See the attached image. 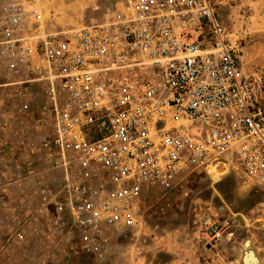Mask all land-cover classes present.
Here are the masks:
<instances>
[{
    "label": "built area",
    "instance_id": "obj_1",
    "mask_svg": "<svg viewBox=\"0 0 264 264\" xmlns=\"http://www.w3.org/2000/svg\"><path fill=\"white\" fill-rule=\"evenodd\" d=\"M49 1L0 0V96L32 123L22 145H0L18 196L5 242L31 226L98 264H152L116 241L147 189L195 172L264 188V83L244 75L219 15L254 0H117L74 29ZM230 227L210 213L195 225L205 245Z\"/></svg>",
    "mask_w": 264,
    "mask_h": 264
},
{
    "label": "rangeland",
    "instance_id": "obj_2",
    "mask_svg": "<svg viewBox=\"0 0 264 264\" xmlns=\"http://www.w3.org/2000/svg\"><path fill=\"white\" fill-rule=\"evenodd\" d=\"M116 1L51 0L46 7L48 4L53 7V19L60 27L74 29L103 22L105 12L111 10L112 2ZM55 11L62 13L60 20H56ZM219 15L239 53L244 75L255 83H264V0L230 3L221 8ZM2 99L0 96V145H22L31 137L29 130L32 123L26 116L11 114L10 103L2 102ZM3 163L1 169L13 171L15 165L11 159H3ZM8 183L6 185L15 194L13 186ZM14 207L10 205L7 212L13 215L11 218H14ZM205 213L230 221V230L223 239L240 247V253L235 248L231 257L241 258L247 264V254H252L253 261L254 253L264 256V188L238 172H230L219 179H210L203 173L195 172L184 176L170 188L147 189L141 199L138 227L133 232L118 236L116 241L121 246L130 240L137 242L146 260L152 264H190L196 257L195 243L203 251L210 246L205 245L195 228ZM4 232L0 236H4ZM42 234L44 236L37 239L34 245L23 243L22 247H15L18 254L24 255L21 264H98L91 256L79 253L76 247L65 246L60 239L44 232ZM44 240H49V243ZM13 243L9 242L0 250L9 249L12 253L10 245ZM219 250V247L214 248L216 264H219L216 259L222 255ZM28 251L33 255L30 261L25 254ZM212 258L210 262H213Z\"/></svg>",
    "mask_w": 264,
    "mask_h": 264
},
{
    "label": "crops",
    "instance_id": "obj_3",
    "mask_svg": "<svg viewBox=\"0 0 264 264\" xmlns=\"http://www.w3.org/2000/svg\"><path fill=\"white\" fill-rule=\"evenodd\" d=\"M3 176L2 174L0 175V234L2 232H4L5 230H7L6 228H8L9 230L13 228V226L16 225V223H18V220L14 217L11 218V214H7V212L9 213V209H10V205H16L15 201L17 200L18 196L16 194H14V191L11 190V188H9V186L6 185L7 183V176L5 177H1ZM11 190V191H10ZM8 201V202H7ZM12 201V202H10ZM7 214V216H6ZM4 216H6L4 218ZM11 219H13V221H11ZM8 221V222H7ZM10 227V228H9ZM42 231H39L37 229L31 228V226H28L25 230V244H32L34 245L35 241L37 239H41L42 236ZM47 238V237H46ZM46 243H49V240H44ZM9 242H5L4 238H2L0 236V247L5 248V246L8 244ZM23 244L21 245H17L15 243L11 244L10 247L13 248V252L10 253V250H0V264H21L22 261H24V255L19 253L18 254V250L15 249V247H22ZM209 246V245H208ZM235 244V242H229L228 240L223 239L222 241H220L217 244L214 245H210L206 251L200 250L199 245L197 243L194 244V253H196V257L193 258V260L190 262V264H216V262H214L215 260V254L214 253V248L219 247V254L221 253L222 255H216L219 256V259H216L217 263L219 264H244L243 260L241 261V258H235V257H231V252L235 251L237 248V252L239 251L240 253V247L237 244V246ZM32 251V250H31ZM27 252V251H26ZM241 253L242 250H241ZM254 253V252H253ZM26 255H28L27 260L30 261L29 259H31L33 257L32 253L30 251H28V253H25ZM25 255V256H26ZM207 257V259H206ZM211 257L213 262L211 261ZM254 257L255 260L251 263H247V264H264V256L261 255H257L256 253H254ZM234 258V259H233ZM26 259V258H25ZM221 261V262H220ZM30 263V262H28Z\"/></svg>",
    "mask_w": 264,
    "mask_h": 264
},
{
    "label": "bare ground",
    "instance_id": "obj_4",
    "mask_svg": "<svg viewBox=\"0 0 264 264\" xmlns=\"http://www.w3.org/2000/svg\"><path fill=\"white\" fill-rule=\"evenodd\" d=\"M49 3V2H48ZM112 4H113V2H112ZM48 5H50V4H48ZM47 5V7L45 6V9H47V10H50V9H52L53 7H51V5L50 6H48ZM110 8V7H109ZM55 16H56V20H60L61 19V16H62V13H56V11H55ZM252 254L250 255V254H247V257L245 258V263H249V262H252L253 260H252Z\"/></svg>",
    "mask_w": 264,
    "mask_h": 264
},
{
    "label": "flooded vegetation",
    "instance_id": "obj_5",
    "mask_svg": "<svg viewBox=\"0 0 264 264\" xmlns=\"http://www.w3.org/2000/svg\"><path fill=\"white\" fill-rule=\"evenodd\" d=\"M241 60V59H240Z\"/></svg>",
    "mask_w": 264,
    "mask_h": 264
}]
</instances>
